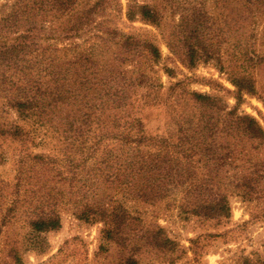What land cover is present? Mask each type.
I'll list each match as a JSON object with an SVG mask.
<instances>
[{"label": "trees", "instance_id": "obj_1", "mask_svg": "<svg viewBox=\"0 0 264 264\" xmlns=\"http://www.w3.org/2000/svg\"><path fill=\"white\" fill-rule=\"evenodd\" d=\"M163 1L166 8L128 0L127 17L161 27L168 6L174 16L179 13L167 37L171 53L190 67L217 62L235 87L237 101L230 108L222 99L181 91L173 105L183 116L172 137H150L142 120L126 114L132 89H146L150 101V90L162 88L151 76L162 53L154 42L126 35L106 20L122 12L117 0H97L86 9L80 0H15L0 17V93L31 121L28 131L1 126L0 135L25 143L42 130L63 137L73 151L68 167L80 185L77 217L104 223L107 238L131 251L123 264H138L134 252L141 244L164 255L177 248L161 230L138 229L116 199L118 192L146 203L180 194L183 214L218 221L231 217L232 193L247 200L264 198V160L252 157L264 149V128L239 112L245 96L259 93L254 71L263 58L254 26L264 0L216 1L223 11L232 1L239 5L233 24L211 16L208 0ZM233 30L239 39L224 59ZM165 72L175 75L169 68ZM170 91L175 94L176 87ZM260 99L264 103V96ZM30 226L38 233L55 231L61 218L40 213Z\"/></svg>", "mask_w": 264, "mask_h": 264}, {"label": "rangeland", "instance_id": "obj_2", "mask_svg": "<svg viewBox=\"0 0 264 264\" xmlns=\"http://www.w3.org/2000/svg\"><path fill=\"white\" fill-rule=\"evenodd\" d=\"M14 1L0 0V17L9 11ZM80 1V8L86 9L97 0ZM117 1L122 12H112L106 20L126 35L154 42L162 53V60L153 66L154 72L151 73L162 88L150 90V101L146 99V89H132V103L126 110L127 116L143 121L148 136L175 135L176 124L183 111L174 108L173 103L181 91L222 99L230 108L237 106L234 98L236 89L217 62H201L190 67L171 53L167 37L179 21V13L174 16L168 6L166 20L161 27H156L139 20L131 22L127 17L128 0ZM216 1L220 0H208L207 10L218 18L219 23L226 18L231 24L238 20L239 5L235 1L225 11L220 9L221 6L216 8L219 6ZM146 3L166 8L163 0H146ZM255 23L256 50L263 58L254 71L259 93L258 96H245L239 112L252 116L264 128V103L260 99L264 96L263 10L257 14ZM230 34L231 38L224 45V59L233 53L239 39L237 31ZM79 43L86 46L83 39ZM167 68L174 71V77L167 75ZM173 87H176L175 94L170 91ZM13 125L28 131L31 121L11 108L9 98L0 93V127ZM71 153L73 151L63 137L52 131L42 130L26 143L25 140L0 135V264H123L131 253L107 238V227L103 222H86L77 217L80 185L75 182L73 170L66 161ZM252 157L264 160V149L259 154L252 152ZM118 193L116 199L136 220L138 229L161 230L177 248L174 254L164 255L141 244L139 251L134 252L138 264H244L247 260L264 261V198L247 200L237 192L232 193L231 217L218 221L183 214L179 208L180 194L156 203H146L128 197L124 192ZM40 213L60 216L61 228L46 233L34 231L30 222Z\"/></svg>", "mask_w": 264, "mask_h": 264}]
</instances>
